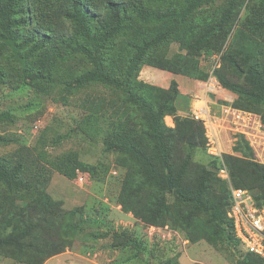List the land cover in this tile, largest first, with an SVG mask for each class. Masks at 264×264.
<instances>
[{"label":"rangeland","instance_id":"374dc122","mask_svg":"<svg viewBox=\"0 0 264 264\" xmlns=\"http://www.w3.org/2000/svg\"><path fill=\"white\" fill-rule=\"evenodd\" d=\"M58 1L27 0L37 9L36 26L49 25L45 21L53 20L52 5ZM140 2L154 11L168 8L158 0ZM262 22L264 0H212L194 14L193 30L158 47L157 55L168 67L145 62L136 77L159 89L156 99L176 89L174 105L186 111L191 95L198 92L200 69L206 66L202 51L207 47L223 50L218 70L237 80L246 67L242 48L251 42L250 62L264 74ZM154 27L146 25L145 29ZM128 37L119 36L111 43L118 69L126 65ZM90 66L84 56L68 48L46 47L35 61V69L44 76L31 82L22 76L10 50L0 52V135L9 139L0 143V158L24 168L19 188L0 183V232L35 224L21 253L0 248V264H239L244 255L241 246L237 243L231 249L206 215L186 220L187 209L173 192L166 194L168 211L159 222L163 228L149 231L150 223L142 216L145 189L134 180L122 187L130 155L103 143L113 110L130 116L123 93L100 83L66 89V82ZM82 119L96 120L95 139L82 132ZM131 119L140 125V112ZM190 121L175 114L174 126L169 127L176 164L192 145L187 183H193L196 167H208L211 159L201 143L197 122ZM136 124L127 122L130 128ZM65 160L83 166L67 177L57 169ZM255 192L264 196L259 186ZM222 194V186L214 181L210 195Z\"/></svg>","mask_w":264,"mask_h":264},{"label":"trees","instance_id":"16d2710c","mask_svg":"<svg viewBox=\"0 0 264 264\" xmlns=\"http://www.w3.org/2000/svg\"><path fill=\"white\" fill-rule=\"evenodd\" d=\"M140 1L59 0L52 5L55 21L46 20L45 24L49 25L36 26L37 9L32 4L29 5L27 0H0V52L10 50L22 76L31 82H38L44 76L42 71L35 69V61L39 60V53L45 51L46 47L68 48L71 52L84 56L91 65L90 68L66 82V89L71 91L100 83L117 88L123 93L124 107L129 109L130 116L124 117L123 113L114 109V119L108 120L103 143L108 149L130 155L131 164L122 187L126 188L134 180L140 188L145 189L143 218L150 225H162L159 222L168 211L166 194L173 192L179 204L187 209L186 220L195 218L198 214L206 215L232 249L239 242L234 235L233 223L226 214L230 195L226 182L217 177V159L210 156L208 167H196L193 183L185 182V176L192 165V145L176 164L171 145L173 132L164 122L165 115H175L178 112L174 105L177 90L161 94L156 99L154 95L159 89L136 77L139 66L145 62L168 67L157 55L158 47L193 30L190 24L194 14L212 0H158L163 5H168V8L161 11H154ZM146 25L155 27L147 32ZM259 26L264 27V22ZM122 35L129 36L126 39L129 53L126 55V65L118 69L110 48L111 43ZM250 45L251 42L242 48L246 67L239 73L237 80L219 70L216 75L223 86L235 94L237 105L261 112L264 120V74L250 62ZM221 50L207 47L202 55ZM223 57L224 53L222 59ZM200 70L201 81L206 78V72L204 68ZM0 83H3L1 67ZM135 112H140V125L133 123L131 119V116L135 117ZM192 120L198 124L201 143L205 149L203 125L194 119L189 123H193ZM95 121L88 119L87 122L84 121V127H81L82 132L87 136L91 135L92 139H95ZM127 122L130 126H139L130 128ZM7 142L9 139L0 135V143ZM234 150L241 156L224 155L232 182L236 186L250 189L257 204L263 205L264 196L257 194L255 189L259 186L264 191V165L250 159L252 152L243 138H239ZM79 166L83 164L65 160L57 165V169L71 177ZM89 169L93 170L94 166ZM23 171L21 164L14 165L13 160L0 158L1 184L19 188L22 185ZM214 181L219 182L223 188V194L218 198L210 195ZM34 228L35 224L29 223L7 233L0 232V248H10L17 254L21 253L26 248L25 240ZM239 264H264V261L259 256L244 251Z\"/></svg>","mask_w":264,"mask_h":264},{"label":"built area","instance_id":"2783aa9c","mask_svg":"<svg viewBox=\"0 0 264 264\" xmlns=\"http://www.w3.org/2000/svg\"><path fill=\"white\" fill-rule=\"evenodd\" d=\"M222 54L223 50L202 55L206 62V78L198 82V92L191 95L188 109L178 110L177 114L203 125L205 150L217 159V177L226 182L229 190L226 214L233 223L235 238L245 252L253 253L264 261V204H257L250 189L234 185L224 160V155L241 156L234 147L239 138H243L252 152L250 159L264 165V120L261 112L237 105L235 94L217 78ZM164 122L167 127H173L174 115H165ZM162 228L148 226L151 232Z\"/></svg>","mask_w":264,"mask_h":264},{"label":"crops","instance_id":"0c3cea01","mask_svg":"<svg viewBox=\"0 0 264 264\" xmlns=\"http://www.w3.org/2000/svg\"><path fill=\"white\" fill-rule=\"evenodd\" d=\"M48 261H50V260H48ZM46 264V263H45ZM47 264H48V262H47Z\"/></svg>","mask_w":264,"mask_h":264}]
</instances>
